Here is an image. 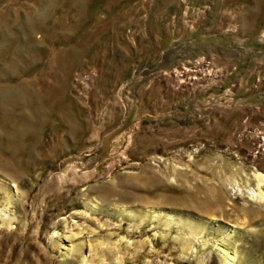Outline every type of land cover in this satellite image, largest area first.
I'll use <instances>...</instances> for the list:
<instances>
[{
    "label": "rangeland",
    "instance_id": "374dc122",
    "mask_svg": "<svg viewBox=\"0 0 264 264\" xmlns=\"http://www.w3.org/2000/svg\"><path fill=\"white\" fill-rule=\"evenodd\" d=\"M262 145L264 0H0V264H264Z\"/></svg>",
    "mask_w": 264,
    "mask_h": 264
},
{
    "label": "bare ground",
    "instance_id": "6f19581e",
    "mask_svg": "<svg viewBox=\"0 0 264 264\" xmlns=\"http://www.w3.org/2000/svg\"><path fill=\"white\" fill-rule=\"evenodd\" d=\"M199 70V69H198ZM194 72H198V71H194ZM181 73V75H186V77H188V78H185V79H187L188 81H193L194 79H196V78H198L197 77V74H194L192 71H191V69L190 68H188V67H185L184 69H183V71H181L180 72ZM186 82V81H185ZM263 147H264V145H262ZM256 178L258 179V181H259V183L260 184H264V175H256ZM259 197L261 198V199H264V193H263V191H260L259 193Z\"/></svg>",
    "mask_w": 264,
    "mask_h": 264
}]
</instances>
